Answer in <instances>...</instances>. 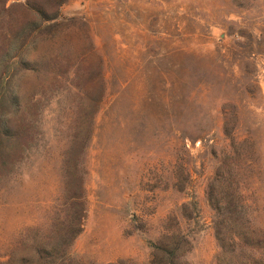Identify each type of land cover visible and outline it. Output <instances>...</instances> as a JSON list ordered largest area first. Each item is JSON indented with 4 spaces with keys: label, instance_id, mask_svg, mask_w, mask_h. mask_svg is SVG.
Returning <instances> with one entry per match:
<instances>
[{
    "label": "rangeland",
    "instance_id": "rangeland-1",
    "mask_svg": "<svg viewBox=\"0 0 264 264\" xmlns=\"http://www.w3.org/2000/svg\"><path fill=\"white\" fill-rule=\"evenodd\" d=\"M25 2L0 0V264H264V0H67L27 52Z\"/></svg>",
    "mask_w": 264,
    "mask_h": 264
},
{
    "label": "trees",
    "instance_id": "trees-1",
    "mask_svg": "<svg viewBox=\"0 0 264 264\" xmlns=\"http://www.w3.org/2000/svg\"><path fill=\"white\" fill-rule=\"evenodd\" d=\"M67 0H26L25 6L26 8L31 11L36 19L33 24H28L24 28H22L18 33V45L20 50L27 52L28 49L34 51L38 49L41 45V42H45L46 44H49L51 42L54 43L53 38H50L48 40L47 33L43 29L42 26L45 22L52 23L51 26H48V28H56L58 24L56 21L60 18V9L61 7L66 3ZM45 32V35H44ZM45 36L44 41L42 40ZM50 45V44H49ZM18 59L16 63L18 64V71H25V72H37V65L33 66L28 59V56L26 57L25 54H18ZM99 95L94 98L92 101L95 104H101L104 100L105 96V86L102 79V76H99ZM80 166H63L61 169L62 173V179L68 180V182L75 181L73 179L74 172L78 169ZM82 188V184L79 183V189ZM209 201L211 204L215 205L216 210H220L219 214L225 217V220L231 219L232 215L235 213H238L240 215V212H238L237 208L240 210L244 209V205L242 203L234 204L233 202L229 200H217L213 196V190L212 188L209 191L208 194ZM221 224L216 226V238L218 242L220 243V246H223L224 241L222 240L221 236Z\"/></svg>",
    "mask_w": 264,
    "mask_h": 264
}]
</instances>
